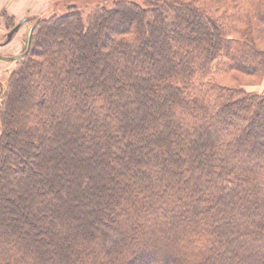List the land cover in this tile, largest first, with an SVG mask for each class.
<instances>
[{"label": "trees", "instance_id": "1", "mask_svg": "<svg viewBox=\"0 0 264 264\" xmlns=\"http://www.w3.org/2000/svg\"><path fill=\"white\" fill-rule=\"evenodd\" d=\"M263 74L264 0L39 20L0 113V264H264Z\"/></svg>", "mask_w": 264, "mask_h": 264}, {"label": "rangeland", "instance_id": "2", "mask_svg": "<svg viewBox=\"0 0 264 264\" xmlns=\"http://www.w3.org/2000/svg\"><path fill=\"white\" fill-rule=\"evenodd\" d=\"M117 1L124 0H0V43L4 44L7 41L12 28L24 22L22 27L14 34L11 42L0 47V56L15 57L23 54L29 31L32 29L33 35L34 27L41 19L45 20L53 16L63 15L70 7L74 6L87 17L95 8L100 6L110 8ZM129 1L143 5V0ZM10 17H13L14 20ZM20 62L21 59L12 62L0 61V113L8 80L11 73L18 68ZM244 83L247 84L246 89L249 91L264 94V74L260 78H245ZM34 218L37 217L34 215Z\"/></svg>", "mask_w": 264, "mask_h": 264}, {"label": "water", "instance_id": "3", "mask_svg": "<svg viewBox=\"0 0 264 264\" xmlns=\"http://www.w3.org/2000/svg\"><path fill=\"white\" fill-rule=\"evenodd\" d=\"M24 24V22H21L19 23L17 26H15L12 31H10V33L8 34V37H7V41L3 44V45H0V47L2 46H5L7 44H9L14 36V34L22 27V25ZM32 32L33 30L31 29L29 31V34H28V37H27V42H26V51H25V54H27V52L29 51V48H30V42H31V38H32ZM24 56V55H23ZM23 56H19V57H13V58H5V57H1L0 56V60L1 61H6V62H12V61H15V60H18L19 58L23 57Z\"/></svg>", "mask_w": 264, "mask_h": 264}, {"label": "flooded vegetation", "instance_id": "4", "mask_svg": "<svg viewBox=\"0 0 264 264\" xmlns=\"http://www.w3.org/2000/svg\"><path fill=\"white\" fill-rule=\"evenodd\" d=\"M13 29V28H12ZM28 37V36H27ZM0 45H3L2 43H0ZM25 51H26V48H25ZM25 51H24V53L23 54H21V55H18V56H15V57H19V56H23V55H25ZM3 57V56H2ZM5 58H13V57H5ZM23 57H21V58H19V59H22ZM1 61V60H0ZM6 62V61H5Z\"/></svg>", "mask_w": 264, "mask_h": 264}, {"label": "crops", "instance_id": "5", "mask_svg": "<svg viewBox=\"0 0 264 264\" xmlns=\"http://www.w3.org/2000/svg\"><path fill=\"white\" fill-rule=\"evenodd\" d=\"M10 4H11V3H10ZM10 4H9V5H10Z\"/></svg>", "mask_w": 264, "mask_h": 264}]
</instances>
